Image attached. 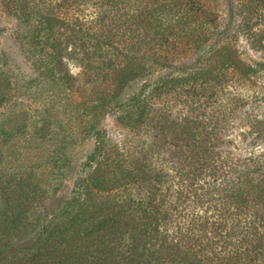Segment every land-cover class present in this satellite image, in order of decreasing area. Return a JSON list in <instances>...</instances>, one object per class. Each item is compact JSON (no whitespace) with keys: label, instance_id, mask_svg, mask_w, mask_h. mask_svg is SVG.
Listing matches in <instances>:
<instances>
[{"label":"trees","instance_id":"obj_1","mask_svg":"<svg viewBox=\"0 0 264 264\" xmlns=\"http://www.w3.org/2000/svg\"><path fill=\"white\" fill-rule=\"evenodd\" d=\"M0 8L34 71L16 78L0 51V264H264V59L243 56L264 0ZM59 107L93 141L77 167ZM105 117L135 141H113ZM22 139L54 141L42 174L5 168ZM63 172L68 195L42 213Z\"/></svg>","mask_w":264,"mask_h":264},{"label":"rangeland","instance_id":"obj_2","mask_svg":"<svg viewBox=\"0 0 264 264\" xmlns=\"http://www.w3.org/2000/svg\"><path fill=\"white\" fill-rule=\"evenodd\" d=\"M13 25L14 22L0 8V51L8 56L5 58H7L8 63L10 64L9 67L13 70L15 77L24 79L28 77V75H33L34 71L33 69H31L27 58L20 56L17 43H15L10 37V34L12 33L11 30H13ZM257 32L258 38L261 39V46L252 50L248 47L245 54H243L244 57L253 60L264 59V21L259 27H257ZM66 66L69 72L72 73V75L76 77L79 76L80 70L74 62L67 61ZM261 85L264 86V79L261 82ZM50 94L51 93L49 92V95ZM48 102L50 103L49 100ZM54 115H57V118H60L62 120L64 129L66 128L67 130H69L72 127V134L75 137V141L73 142L69 152L71 155V166L77 167L82 164L85 161L86 157L91 153L93 149V141L90 138H80V136L78 135V127L79 125H81V121L78 116L76 117L73 113H71L73 118L71 121H68V118L70 117H68L60 107L57 109V113ZM99 127L104 129L113 141H135V133H131L127 129L123 128L111 117L103 118L101 123L99 124ZM28 131L31 132L32 129H29ZM19 142V150H17V152L15 151L14 153L11 152L12 155L7 158L8 163H5V168H24L30 169L31 171L33 167L34 172L42 174V171L40 172V170H35V167L40 168V165H44L54 141L48 139L42 141H34L31 139V141L29 142L27 139H22V141ZM131 145H133V143ZM63 173L66 174V176L65 178H62L61 181L57 182L58 191L55 194L50 191L49 193H42L40 194V197H37V210H41L42 213H51L55 208H57L60 201L65 198L66 195H68L71 187V180L69 174H67L66 172ZM53 183L56 185V180Z\"/></svg>","mask_w":264,"mask_h":264}]
</instances>
